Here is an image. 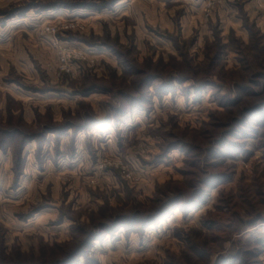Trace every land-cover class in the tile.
Here are the masks:
<instances>
[{"label": "rangeland", "instance_id": "1", "mask_svg": "<svg viewBox=\"0 0 264 264\" xmlns=\"http://www.w3.org/2000/svg\"><path fill=\"white\" fill-rule=\"evenodd\" d=\"M0 264H264V0H0Z\"/></svg>", "mask_w": 264, "mask_h": 264}, {"label": "trees", "instance_id": "2", "mask_svg": "<svg viewBox=\"0 0 264 264\" xmlns=\"http://www.w3.org/2000/svg\"><path fill=\"white\" fill-rule=\"evenodd\" d=\"M87 244H89V242H88ZM87 244H86V245H87ZM81 249H82V247H80L76 252H77V253L80 252Z\"/></svg>", "mask_w": 264, "mask_h": 264}]
</instances>
